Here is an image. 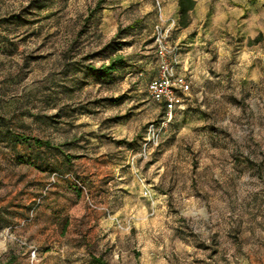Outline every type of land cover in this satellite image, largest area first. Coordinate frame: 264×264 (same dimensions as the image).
Returning <instances> with one entry per match:
<instances>
[{"label":"rangeland","instance_id":"rangeland-1","mask_svg":"<svg viewBox=\"0 0 264 264\" xmlns=\"http://www.w3.org/2000/svg\"><path fill=\"white\" fill-rule=\"evenodd\" d=\"M37 1L0 0V264H264V0ZM158 23L190 89L142 156Z\"/></svg>","mask_w":264,"mask_h":264},{"label":"built area","instance_id":"built-area-1","mask_svg":"<svg viewBox=\"0 0 264 264\" xmlns=\"http://www.w3.org/2000/svg\"><path fill=\"white\" fill-rule=\"evenodd\" d=\"M168 30L160 23L154 27V45L157 57V74L148 84L149 97L163 106L158 122L148 126L142 138L140 154L147 156L149 149L159 143L162 133L174 119L180 96L189 91L185 76L176 69L175 52L168 46Z\"/></svg>","mask_w":264,"mask_h":264},{"label":"trees","instance_id":"trees-1","mask_svg":"<svg viewBox=\"0 0 264 264\" xmlns=\"http://www.w3.org/2000/svg\"><path fill=\"white\" fill-rule=\"evenodd\" d=\"M44 0H39L35 3H38L39 9L41 8L39 5L42 3ZM196 5L195 0H177V14H178V25L181 28H186L190 24V13L194 10ZM135 25L131 24L127 27V29H134ZM124 60L121 56H117L113 59L108 64H102L100 66H94L91 64L84 65V70L87 74L100 77V78H105L110 76L114 71H116L118 68L122 67L124 65ZM108 101L111 102H117L120 100V98H108ZM160 104V103H159ZM162 105V104H161ZM163 107V106H162ZM13 138L18 141L22 142H27L29 140H33L35 144L39 145L40 147L46 146L50 149L56 148L53 144H51L50 141H42L39 139H32L29 137L25 136H20V135H13ZM61 151V150H59ZM87 264H109L108 261L102 256V255H95L93 253L89 254V260Z\"/></svg>","mask_w":264,"mask_h":264}]
</instances>
